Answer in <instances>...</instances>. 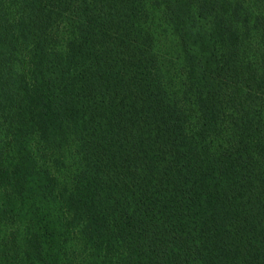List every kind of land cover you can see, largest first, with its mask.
I'll list each match as a JSON object with an SVG mask.
<instances>
[{"label":"trees","instance_id":"trees-1","mask_svg":"<svg viewBox=\"0 0 264 264\" xmlns=\"http://www.w3.org/2000/svg\"><path fill=\"white\" fill-rule=\"evenodd\" d=\"M0 264H264V0H0Z\"/></svg>","mask_w":264,"mask_h":264}]
</instances>
